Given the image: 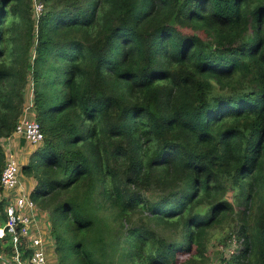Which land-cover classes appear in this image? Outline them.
I'll list each match as a JSON object with an SVG mask.
<instances>
[{"label":"trees","instance_id":"trees-1","mask_svg":"<svg viewBox=\"0 0 264 264\" xmlns=\"http://www.w3.org/2000/svg\"><path fill=\"white\" fill-rule=\"evenodd\" d=\"M39 1L0 0V177L29 104L59 264H264V0Z\"/></svg>","mask_w":264,"mask_h":264},{"label":"built area","instance_id":"built-area-1","mask_svg":"<svg viewBox=\"0 0 264 264\" xmlns=\"http://www.w3.org/2000/svg\"><path fill=\"white\" fill-rule=\"evenodd\" d=\"M43 8V4L35 0L37 17ZM29 113L31 105L25 107L13 136L1 141L5 167L0 177V202L6 205L3 211L5 221L0 223V243L8 238L11 250L3 248L0 264H57L55 239L48 215L31 198L32 190L28 186L27 190L23 187L22 169L26 164L21 165L17 158L10 155L14 138L23 139L34 147L43 143L41 126L36 119L28 116Z\"/></svg>","mask_w":264,"mask_h":264},{"label":"rangeland","instance_id":"rangeland-1","mask_svg":"<svg viewBox=\"0 0 264 264\" xmlns=\"http://www.w3.org/2000/svg\"><path fill=\"white\" fill-rule=\"evenodd\" d=\"M32 94V86L31 84L27 87V99L28 101L31 98ZM29 106V104H27ZM28 116L33 117V114L29 113ZM35 119V118H34ZM15 140H13V143ZM19 142V147L17 149L16 146L13 147V149H10V155H13L15 158L19 160V163L22 165L25 162L29 161V157L33 153L34 150H36L37 147H34L30 145L29 143H26L25 140L20 139L18 140ZM12 143V144H13ZM24 145H26L24 147ZM24 147V148H23ZM23 148V149H22ZM27 151L32 152L27 153ZM4 151V150H3ZM24 178V181L26 182L27 186L29 189H32L33 183L35 186V182L32 181L31 179ZM31 183V186H30ZM34 188V187H33ZM33 190V189H32ZM228 198L232 200L231 195H228ZM38 205V204H37ZM45 215L47 216V211H45ZM49 217V215H48ZM233 225V229L238 225L237 222L231 223ZM233 229H230L229 226L225 227L223 230H219L218 233H212L207 239V248L209 251L210 257L214 260V263H218L220 259L222 258H230V256L236 252L240 248V242H238L237 237L235 233L233 232ZM72 261V259H70ZM55 262L59 264L58 258L55 259Z\"/></svg>","mask_w":264,"mask_h":264},{"label":"crops","instance_id":"crops-1","mask_svg":"<svg viewBox=\"0 0 264 264\" xmlns=\"http://www.w3.org/2000/svg\"><path fill=\"white\" fill-rule=\"evenodd\" d=\"M29 101H30V100H29ZM13 140H15V142L13 143V141H12L13 144L11 143V148L13 149V147L16 146L17 149H18V147H19V145H18V144H19L18 140H20V139H18V138H14ZM25 146H26V145H24V147H25ZM24 147H23V148H24ZM23 148H22V149H23ZM25 150H26L27 153H30V154L32 153V152L27 151L26 148H25ZM26 163H27V162H25L24 164H26ZM22 177H23V178H27L25 175H23ZM28 179H31V178H28ZM31 180H32V179H31ZM32 181H33V180H32ZM23 187L27 190V184H26L25 181H23ZM33 187H34V183H33L32 189H33ZM32 189H31V190H32Z\"/></svg>","mask_w":264,"mask_h":264}]
</instances>
